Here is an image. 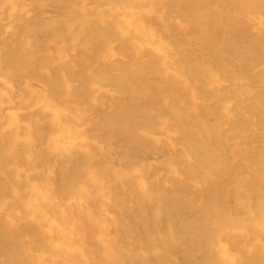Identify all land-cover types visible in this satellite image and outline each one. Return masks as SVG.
<instances>
[{"label":"bare ground","instance_id":"bare-ground-1","mask_svg":"<svg viewBox=\"0 0 264 264\" xmlns=\"http://www.w3.org/2000/svg\"><path fill=\"white\" fill-rule=\"evenodd\" d=\"M0 264H264V0H0Z\"/></svg>","mask_w":264,"mask_h":264}]
</instances>
